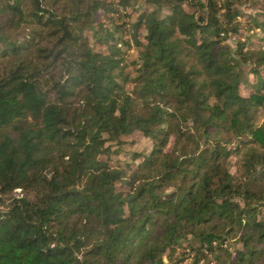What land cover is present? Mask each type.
Returning <instances> with one entry per match:
<instances>
[{
    "label": "trees",
    "instance_id": "obj_1",
    "mask_svg": "<svg viewBox=\"0 0 264 264\" xmlns=\"http://www.w3.org/2000/svg\"><path fill=\"white\" fill-rule=\"evenodd\" d=\"M249 1L0 0V264H264Z\"/></svg>",
    "mask_w": 264,
    "mask_h": 264
},
{
    "label": "rangeland",
    "instance_id": "obj_2",
    "mask_svg": "<svg viewBox=\"0 0 264 264\" xmlns=\"http://www.w3.org/2000/svg\"><path fill=\"white\" fill-rule=\"evenodd\" d=\"M139 6H136V9H138ZM240 11L243 13L242 16L239 18V23L242 25V31H240L239 36H232L229 41L228 45L235 49L237 40L245 41L248 37H252V42L256 43L255 45H258V42L256 41L259 34V30L255 31L252 30L255 27V23H261L264 21V0H250L249 2L245 3L244 5H241L239 7ZM132 12V9L129 11ZM104 21L102 16L99 17V22ZM253 47L252 44L249 46ZM129 59L132 58V60L136 59V52L132 51L129 54ZM130 71L133 70V66L129 68ZM243 92H246L244 89ZM259 123H264V113H262L259 117ZM125 140L129 143V147L127 148V153H133L137 152L139 154L141 153H150L151 150V142L150 140H147L142 134L136 133L130 137L125 138ZM148 154V153H147ZM122 159L124 157H121ZM139 163V162H137ZM232 173H235V170L232 169ZM20 193V191H18ZM187 245V244H186ZM186 247V246H185ZM193 255L188 257L183 264H191L193 262ZM181 258V257H180ZM167 263V260H166ZM177 264V263H176Z\"/></svg>",
    "mask_w": 264,
    "mask_h": 264
}]
</instances>
